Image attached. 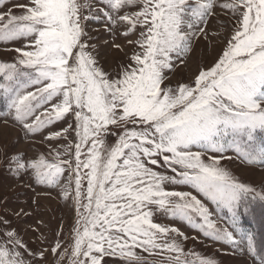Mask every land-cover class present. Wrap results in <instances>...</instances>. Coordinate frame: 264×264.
<instances>
[{"label": "snow or ice", "instance_id": "6c2138e0", "mask_svg": "<svg viewBox=\"0 0 264 264\" xmlns=\"http://www.w3.org/2000/svg\"><path fill=\"white\" fill-rule=\"evenodd\" d=\"M222 13L227 35L208 29ZM89 20L134 45L127 63L105 69ZM210 35L224 45L215 61L167 83ZM16 43L14 60L0 62V123L49 143L31 159L5 152L7 170L61 189L75 217L70 246L33 250L0 216V264H216L158 216L215 242L246 241L251 264H264V245L241 227L264 186L221 164L234 153L264 168V0H0V44Z\"/></svg>", "mask_w": 264, "mask_h": 264}, {"label": "rangeland", "instance_id": "374dc122", "mask_svg": "<svg viewBox=\"0 0 264 264\" xmlns=\"http://www.w3.org/2000/svg\"><path fill=\"white\" fill-rule=\"evenodd\" d=\"M5 2L7 3V0ZM19 2L27 3L28 0H19ZM14 11L19 13L21 10L15 9ZM227 20L228 16L223 13L219 17H213L208 24L209 31L218 30L221 35H227L226 30L217 27L218 23H226ZM87 26L94 38L92 43H96L98 46L100 62L106 70H117L122 63L128 62V57L134 51V45H129L125 37L119 33L107 32L103 21L89 20ZM116 44L121 45V48H116L114 46ZM21 46L19 43L0 44V62H12L17 53L10 49ZM223 46L218 38L211 35L209 40L201 39L195 44L194 51L187 62L173 69L167 83L175 85L180 82H190L203 63L210 64L215 61ZM48 143L44 142L40 135L35 139H25L20 128L0 123V216L12 222L11 226L22 235L24 241L33 250L39 247H51L56 241H60L66 246L72 244L71 236L75 217L74 201L65 200L59 188L53 189L37 185L27 175L17 177L11 174L7 170L4 154L5 152L18 153L31 159L39 154L47 155ZM65 143L67 142H52V147L55 148L58 144ZM228 155L232 156V159L222 160L223 167L241 182L258 190L264 186V168L248 165L236 158L234 153ZM210 207L214 209L213 219L219 220L222 226L226 225L229 220L226 210H216L214 205H210ZM156 221L165 226L178 228L189 237L184 243L186 250L212 258L216 264H251L246 251V241H241L239 246L219 243L203 237L187 223L178 219L171 220L158 216ZM42 236L46 237V240H42ZM237 238L239 239V236ZM54 259L55 257L52 255L47 256L49 264Z\"/></svg>", "mask_w": 264, "mask_h": 264}, {"label": "trees", "instance_id": "16d2710c", "mask_svg": "<svg viewBox=\"0 0 264 264\" xmlns=\"http://www.w3.org/2000/svg\"><path fill=\"white\" fill-rule=\"evenodd\" d=\"M241 227L254 233L257 243L264 245V203L253 202L248 214L241 212Z\"/></svg>", "mask_w": 264, "mask_h": 264}]
</instances>
